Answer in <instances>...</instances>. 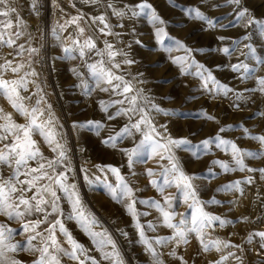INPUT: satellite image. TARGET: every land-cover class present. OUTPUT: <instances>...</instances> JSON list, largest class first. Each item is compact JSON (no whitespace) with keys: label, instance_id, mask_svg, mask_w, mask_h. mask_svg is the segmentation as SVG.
I'll use <instances>...</instances> for the list:
<instances>
[{"label":"rangeland","instance_id":"obj_1","mask_svg":"<svg viewBox=\"0 0 264 264\" xmlns=\"http://www.w3.org/2000/svg\"><path fill=\"white\" fill-rule=\"evenodd\" d=\"M106 2L108 0H101L100 4L93 5L84 3L83 0H56L54 6L53 0H39L37 10L34 11L31 8V0H14V4L18 5L17 12L20 18L27 25L26 31L36 37L32 41V46L40 49V54L35 57L34 63L35 69L40 73L37 83L46 91L47 100L52 105L59 124L62 125L60 131L68 149V162L72 169L69 172V182L76 185L85 209L95 214L98 224L94 225L93 229L107 230L112 235L125 264H152V257L141 242L135 218L110 194L108 185L118 183L115 175L107 170L100 172L96 165H112L120 168L121 173L130 181L138 201L160 200V194L149 183L153 178H160L148 177L145 173V169L148 168L158 169L157 161L148 156H141L137 158L135 167L128 169L127 157L119 149L133 147V143L127 139L118 141L116 148L102 143L104 138L121 128L126 118L119 117L115 121L107 119L108 114L103 111L100 102H109L110 95L97 88L94 78L81 67L85 60L92 63L100 58L94 53L81 58L78 51L74 50L71 53L64 51L70 43L67 37L73 32L75 26L70 27L68 32L59 33L60 39H57L53 29L57 28V21L63 22L78 13L84 14L88 18V23L91 22V17L105 12L111 25L123 23L124 28H113V31L123 34L119 42L114 37H105L95 32L98 46L102 48L104 40L112 41L116 43L117 48H123L129 53L130 58L136 60L134 65L125 66V71L133 76L142 74L138 76V79L143 83L137 84V87L143 89L160 108L174 112L173 115L154 112L155 121L158 124H167L173 136L187 137L193 142H200L215 135L222 126H234L220 135L224 139L236 142L242 149L262 153L255 158H245V163L257 169L264 168V146L245 135L243 129L248 128L253 135L264 132V116L260 115L264 113V94L247 91L257 88V81L264 77V63H261L264 60V32L260 31L259 26L244 27L237 23L235 12L226 0H175L171 6L169 0H149L158 14L167 22L164 27L169 36L193 49L187 54L191 67H187L189 74L185 75L180 67L172 63L173 57L185 56V52L177 49L173 41L167 39H165V45L171 47L172 51H164L154 37V28L148 16L141 15L134 21L127 18L120 20L111 14V10L106 9ZM111 2L120 7L129 2L135 4L138 0H111ZM245 2L257 19H264V0H245ZM73 4L75 7H72ZM217 4L219 6H216ZM188 9H199L216 23V27L211 28L206 21L194 19V11L189 12ZM96 27L93 25V29ZM133 28L134 33L131 31ZM244 35H248L249 39L242 40ZM219 37L226 39L220 40ZM137 39L142 42L141 45L135 44L134 41ZM26 41L27 37H24L19 43H26ZM235 41L240 43L236 44ZM128 44H131L130 49L126 47ZM246 44L250 45L251 52L245 47ZM224 47L234 51L226 55L222 51ZM0 57L18 59L15 57V50L8 47L0 48ZM23 58L27 59V54ZM237 63L247 65V70L234 72L231 66ZM197 64L203 65L202 71L205 75L211 72L221 84H226L243 94L245 100L239 101L240 110L232 106L234 102H237L233 93L227 96L222 93L217 95L209 93L202 87L203 81L200 76L195 75L197 71H201L196 68ZM73 69L85 73L84 78L89 83L88 94L79 87L80 80ZM8 78H12L11 73L8 74ZM209 87L212 88L213 85L210 83ZM32 91H35L34 86H30V92ZM0 106H3L6 111H13L3 98H0ZM113 111L109 108V112ZM201 111L214 116L219 123L216 120H207L200 115ZM89 121L94 123L89 124ZM19 122L23 123V118H19ZM96 122L102 127L97 128ZM74 125L77 126L74 127ZM194 132L198 134L193 136ZM42 150L49 157L53 155L46 145H42ZM177 155L187 172L195 173L200 177L195 183L199 186L201 200H211L215 197L221 201L220 204H208L206 211L219 215L222 219L233 221L223 227L218 223L214 224L209 229L211 238L243 244L242 255L245 257V264H260L257 255L259 250L256 247L259 238L257 237L252 244L246 242L250 232L264 230V220H257V217L264 216V207L256 199L257 192L264 194V181L259 179V173L224 172L219 165H213L212 161L220 160L231 165L233 163L231 154L215 146H211L207 153H201L199 159L191 158L183 150H177ZM210 168L216 173L214 178L208 175ZM83 169H87V178ZM131 171H135L136 175L130 176ZM247 175H254L257 180L254 185L248 186L246 195L238 204L233 203L234 193L216 191L222 185ZM89 180L92 183H89ZM166 191L178 197L174 201L175 210L183 213L186 218H190L192 210L183 203L176 189L172 187ZM59 195L62 197L60 205L63 210L60 218L65 226L78 242L90 250L91 255L100 259V253L96 251L92 238L75 218L71 202L63 192ZM136 207L139 212L147 213L139 217L140 223L144 225L146 236L154 240L172 234L171 229L158 222L160 213L154 206L137 203ZM243 217H250V220L244 221ZM4 221L5 218L0 217V222ZM149 222L156 226L155 231L147 227ZM7 223L16 230L15 240L24 242L25 233L21 230L20 222L8 221ZM57 236L64 247H70L61 233L58 232ZM154 246L163 253L161 258L165 264H181L179 259L168 255L174 249L178 255H182L188 261V264H213L220 255L215 250L202 251L199 241L195 238L178 249L175 248L174 243ZM17 256L24 264H32L34 259V254L27 251H21ZM62 264H76V261L65 256L62 257ZM103 264L108 262L104 261ZM228 264H234V262L230 260Z\"/></svg>","mask_w":264,"mask_h":264},{"label":"snow or ice","instance_id":"obj_2","mask_svg":"<svg viewBox=\"0 0 264 264\" xmlns=\"http://www.w3.org/2000/svg\"><path fill=\"white\" fill-rule=\"evenodd\" d=\"M83 2L98 5L101 0H83ZM174 2L175 0H169L170 6ZM226 3L232 6L237 23L244 27L256 25L259 26L261 32H264V19H257L246 6L245 0H226ZM38 4L39 0H31V8L34 11L37 10ZM55 4L56 0H53V5ZM105 6L106 9L111 10L113 16L120 20L127 18L134 21L141 15L148 16L154 28V37L164 51H172L171 47L165 45V39H167L173 41L177 49L185 52V56L173 57L172 63L180 67L183 74H189L186 69L191 67V64L188 62L187 54L193 49L169 36L164 27L167 22L158 14L149 0H138L135 4L129 2L120 7L108 0ZM17 7L14 0H0V48L14 49L15 57L18 58L0 57V98L5 99L13 110L6 111L3 106H0V217L5 218L4 222H0V264H24L17 256L21 251L34 254L32 264H62V257L65 256L76 261V264H103L104 261L108 264H125L112 235L107 230L95 231L93 229V226L98 224L95 214L85 209L76 185L69 182V172L72 169L68 162V149L60 131L62 125L59 124V119L47 100L46 91L37 83L40 73L35 69L34 63L35 57L40 54V49L32 46V41L36 37L26 31L27 25L20 18ZM72 7H75V4ZM188 11H194V19L206 21L211 28L216 27V23L199 9H188ZM87 21L88 18L84 14L78 13L63 22L57 21V28L53 29V32L57 35V39H60L59 33L68 32V29L74 25L73 32L67 37L70 43L64 51L66 53L78 51L81 58L94 53L100 58L92 63L85 60L81 67L94 78L97 88L109 93V102H100L103 111L108 114L107 119L115 121L119 117L126 118L121 128L104 138L102 143L116 148L118 141L127 139L132 142L133 147L119 149L127 157L128 169H133L137 158L141 156H148L157 161L158 169L148 168L145 169V173L148 177L158 176L160 178H153L149 181L160 194V200L138 201L130 181L121 173L120 168L112 165H96L100 172L107 170L115 175L118 183L108 185L110 194L135 218L141 242L152 257V264H165L161 258L163 253L154 245L174 243L175 248L178 249L181 245L189 244L192 238L199 241L202 251L215 250L220 253L213 264H228L230 260L234 264H245V257L242 255L243 244L211 238L209 229L214 224L218 223L223 227L233 221L222 219L219 215L206 211L208 204H220L221 201L215 197L211 200H201L199 186L195 183L200 177L186 171L177 155V150H183L191 158L199 159L200 154L207 153L211 146L221 148L230 152L233 163L230 165L224 161L213 160V165H219L226 173L258 172L259 179L264 181V168H253L245 163L246 157L255 158L262 153L242 149L236 142L224 139L220 134L231 130L234 127L231 125L220 127L215 135L200 142H193L187 137L173 136L167 124H158L155 121L153 113L173 115L174 112L160 108L143 89L137 87V84L143 83L138 79V76L142 74L133 76L125 71V66L134 65L136 60L130 58L129 53L123 48H117L116 43L112 41L104 40L103 47L98 46L95 32L105 37H114L119 42L123 34L113 31V28H124V24L111 25L106 12L91 17L90 23ZM93 25L97 27L93 29ZM131 31L134 33L135 29ZM24 37H27L26 43H19ZM219 39L226 38L219 37ZM248 39V35L242 37V40ZM134 42L137 45L142 43L139 39ZM235 43L239 44L240 41H235ZM126 47L130 49L131 44ZM245 47L249 48L250 52L252 51L250 45L246 44ZM222 51L230 55L234 49L224 47ZM25 54H27V59L23 58ZM261 63H264V60ZM231 67L234 72L247 70V65L243 63L233 64ZM196 68L201 69L195 75L200 76L203 81L202 87L206 91L217 95L222 93L224 96L233 93L237 102H234L232 106L237 110L241 109L239 101L245 100L242 93L226 84H221L211 72L205 75L202 71L203 65L197 64ZM73 72L80 80L79 87L85 90V94H88L89 83L84 78L85 73L77 69H73ZM9 73L12 74V78H8ZM210 83L213 85L212 88L209 87ZM257 84V88L247 91L264 94V77L259 78ZM30 86H34L35 91L30 92ZM109 108L114 111L109 112ZM200 115L207 120H216L214 116L203 111ZM260 115L264 116V113ZM19 118H23L24 122L20 123ZM216 122L219 123L218 120ZM88 123L94 122L89 121ZM96 127L100 128L102 125L96 122ZM243 131L250 139L264 146V132L253 135L246 127ZM197 134L194 132L193 136ZM42 145H46L53 153L51 157L45 155ZM83 171L87 178V169ZM129 175L135 176L136 172L131 171ZM208 175L214 178L216 173L210 168ZM256 180V176L247 175L222 185L216 191L234 193L233 203L238 204L240 199L246 195L248 186L254 185ZM89 183L92 181L89 180ZM172 187L179 193V197L182 198L187 208L192 210L190 218H186L183 213L175 210L174 201L178 197L166 191ZM60 192H63L71 202L75 218L92 238L96 251L100 253V259L91 255L90 250L73 237L60 218L63 215ZM256 199L264 207V194L257 192ZM137 203L154 206L160 213L158 222L171 229L172 234L154 240L146 236L144 225L140 223L139 217L147 213L139 212L136 207ZM178 216L179 219H177ZM242 219L249 221L250 217ZM257 220H264V216L257 217ZM8 221L20 222L21 230L25 233L24 242L15 240L16 230L9 226ZM147 227L155 231L156 226L149 222ZM58 232L66 238L70 247L62 245L57 236ZM257 237L259 238L256 244L259 250L257 255L260 264H264V230L250 232L246 237V242L252 244ZM168 255L179 259L181 264H188V261L182 255H178L175 249Z\"/></svg>","mask_w":264,"mask_h":264},{"label":"bare ground","instance_id":"obj_3","mask_svg":"<svg viewBox=\"0 0 264 264\" xmlns=\"http://www.w3.org/2000/svg\"><path fill=\"white\" fill-rule=\"evenodd\" d=\"M46 1H48V0H46ZM263 11V10H262Z\"/></svg>","mask_w":264,"mask_h":264}]
</instances>
